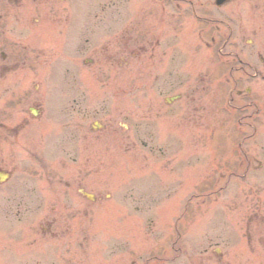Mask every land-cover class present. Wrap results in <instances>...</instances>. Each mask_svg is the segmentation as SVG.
Here are the masks:
<instances>
[{"label": "rangeland", "instance_id": "rangeland-1", "mask_svg": "<svg viewBox=\"0 0 264 264\" xmlns=\"http://www.w3.org/2000/svg\"><path fill=\"white\" fill-rule=\"evenodd\" d=\"M42 1L40 31L27 37L36 45L42 33L58 57L69 21L89 26L100 4L121 9L99 14L106 27L82 55L68 41L83 95L41 94L36 119L34 91L0 83L12 86L0 93V117L30 120L18 149L39 188L21 210L0 203V264H264V109L255 118L249 105L256 96L264 107V80L218 57L232 34L226 53L254 65L257 0L224 9L215 0ZM23 80L43 86L39 74ZM235 81L251 91L239 96ZM47 218L56 234H46Z\"/></svg>", "mask_w": 264, "mask_h": 264}, {"label": "flooded vegetation", "instance_id": "flooded-vegetation-1", "mask_svg": "<svg viewBox=\"0 0 264 264\" xmlns=\"http://www.w3.org/2000/svg\"><path fill=\"white\" fill-rule=\"evenodd\" d=\"M8 3H13L14 0H6ZM25 0H16V3H24ZM22 6L18 5L15 6L14 13H15V19L16 24L23 25V24H29L21 22V19L23 16L21 15L22 12L18 11ZM254 16L253 21H255L257 25V29H255V32H253L254 40L248 41L249 44L248 47L253 48L252 58L255 62V64L258 65V69L252 75L254 78H258L260 73L264 77V58L262 57V54L260 53L261 48L257 45L259 41L264 42V0H257L254 3ZM25 20V19H24ZM28 20V19H27ZM5 27H8V21L5 11V6H0V29H3ZM263 33V34H262ZM0 83H4L8 81L10 78L13 79V83L18 88V92L25 96L27 93L31 91V89H40V87L33 83V85L28 84L26 86H23L20 88V78H29L31 77L32 73H35L38 75V70L36 69L38 64L42 63L41 57H35L31 52L30 48L25 46L22 41H17L13 39H2L0 40ZM240 62H243L241 59ZM46 62V60H45ZM38 63V64H37ZM244 63V62H243ZM239 70L244 72V75L247 77L250 76V71L246 70V68H251V65L248 63H244ZM49 77V76H47ZM24 82V81H23ZM30 82V81H29ZM12 88V86H8L6 90L0 88L1 92H7ZM51 87H49L50 89ZM77 93H83V90L81 87L76 88ZM41 97L38 98L37 102L40 103ZM35 104L34 106H37L36 101L33 102ZM41 107V106H40ZM21 120H17L16 122H7L4 121L3 118H0V170H3L5 159H4V150L2 149V144L7 142L10 138H15L16 136L20 135L21 131H23V126L28 124V120L25 118L23 119V123L20 122ZM13 123V124H12ZM22 126V127H21ZM9 142V141H8ZM15 145V143H14Z\"/></svg>", "mask_w": 264, "mask_h": 264}, {"label": "water", "instance_id": "water-1", "mask_svg": "<svg viewBox=\"0 0 264 264\" xmlns=\"http://www.w3.org/2000/svg\"><path fill=\"white\" fill-rule=\"evenodd\" d=\"M222 1L219 2V4H221Z\"/></svg>", "mask_w": 264, "mask_h": 264}]
</instances>
